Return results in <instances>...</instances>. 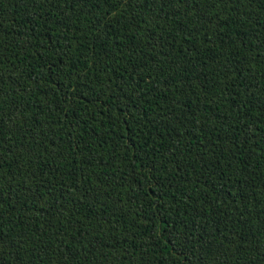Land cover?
I'll return each mask as SVG.
<instances>
[{"label": "trees", "instance_id": "trees-1", "mask_svg": "<svg viewBox=\"0 0 264 264\" xmlns=\"http://www.w3.org/2000/svg\"><path fill=\"white\" fill-rule=\"evenodd\" d=\"M0 264H264V0H0Z\"/></svg>", "mask_w": 264, "mask_h": 264}]
</instances>
